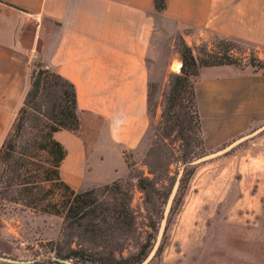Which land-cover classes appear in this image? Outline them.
<instances>
[{
  "label": "crops",
  "instance_id": "crops-1",
  "mask_svg": "<svg viewBox=\"0 0 264 264\" xmlns=\"http://www.w3.org/2000/svg\"><path fill=\"white\" fill-rule=\"evenodd\" d=\"M187 29L264 49V0H165L162 11L155 0H0V113L19 111L41 63L76 91L79 129L54 134L67 151L63 181L75 191L117 181L128 172L125 154L149 132L150 83L165 82L173 61L181 64L171 46L159 77L161 40H191ZM194 89L206 150L264 126V74L205 67ZM262 132L197 166L160 264H196L219 225L233 241L264 242Z\"/></svg>",
  "mask_w": 264,
  "mask_h": 264
},
{
  "label": "trees",
  "instance_id": "trees-1",
  "mask_svg": "<svg viewBox=\"0 0 264 264\" xmlns=\"http://www.w3.org/2000/svg\"><path fill=\"white\" fill-rule=\"evenodd\" d=\"M155 6L164 10L165 0H155ZM177 51L181 73L170 79L161 119L169 132L176 130L182 138L187 131L193 134L195 141H186L188 148L200 147L203 141L194 89L199 68L236 62L231 56L212 54L198 59L184 41ZM250 64L264 72V60L254 59ZM78 129L74 85L41 63H34L22 106L0 147V203L22 205L36 213L60 217L63 228L62 240L48 243L53 246L48 261L31 259L25 264H61L58 260L74 264H140L151 250L147 243L136 242L134 251H127L124 256L125 245L115 240L116 234L122 239L135 237L129 192L122 193V202L113 197L112 203H108L100 198L107 192L121 193L118 183L76 192L61 177L60 167L67 151L54 134ZM148 184V179H138V187L145 195L151 191Z\"/></svg>",
  "mask_w": 264,
  "mask_h": 264
},
{
  "label": "rangeland",
  "instance_id": "rangeland-1",
  "mask_svg": "<svg viewBox=\"0 0 264 264\" xmlns=\"http://www.w3.org/2000/svg\"><path fill=\"white\" fill-rule=\"evenodd\" d=\"M184 34L193 38L186 41L183 34H177L172 41L163 42L161 40L159 77L163 76L162 63L169 50L171 53V46L174 47V52L178 56L177 46L181 41L192 48L194 56L198 59H206L207 54L225 58L231 56L236 64L230 66L264 73L253 68L250 64L254 59L264 60L263 48L219 37L212 33L199 36L192 29L185 30ZM202 68L205 67L199 69ZM180 70L176 71L175 68L170 67V73L165 82L150 83L149 116L151 126L149 132L136 150L126 153L124 156L128 168L127 175L114 181L120 185L121 193L107 192L104 197L100 198L112 203V198L116 197L117 202L120 203L123 198L122 193L129 192L130 194L129 206L135 217V237L129 235L122 239L117 234L115 235V240L120 245H125L123 255L126 256L127 251H134L136 242L147 243L149 249L153 248L158 238L167 201L173 188L177 186L169 212L165 217V229L159 240L156 253L149 264H160L168 229L185 194L188 182L197 166L203 164L189 165V163L228 146L227 144L215 151H208L203 142L200 147L195 145L188 148L186 141H195L190 131L185 132L184 138L180 137L176 130L169 132L170 129L161 116L170 88V79L174 75H179ZM185 104L187 103L185 102ZM157 110L160 112L159 119L155 117ZM17 113H0V147L10 131ZM142 177L149 181L148 186L151 191L148 195H145L138 187V179ZM112 183L90 189L101 188L105 185H112ZM0 217L2 218L1 229L3 232L0 239V256L25 261L31 259L48 261L49 249L53 247L48 243L62 240L63 219L60 217L36 213L22 205L7 202L0 203ZM207 239V250L202 257L197 259L196 264H264L263 241L253 243L247 242L246 239L236 240L235 238L233 241L232 232L220 225L212 227Z\"/></svg>",
  "mask_w": 264,
  "mask_h": 264
},
{
  "label": "water",
  "instance_id": "water-1",
  "mask_svg": "<svg viewBox=\"0 0 264 264\" xmlns=\"http://www.w3.org/2000/svg\"><path fill=\"white\" fill-rule=\"evenodd\" d=\"M181 67H182V64H181ZM181 67H180V69H181ZM262 131H264V126L259 128V129H257L252 134H250L248 136H245V137H242L241 139H238L237 141L231 143L230 145H228L227 147H225L224 149H222L220 151H217V152H214V153H211V154H208V155H204V156H202V157L190 162L189 165H199L201 163H204L206 161H209V160L215 159V158H217V157H219L221 155H224L227 152H229L234 146L238 145L239 143H241L242 141H245L248 138L253 137L254 135H257L258 133H260ZM176 190H177V186H175L173 188V190H172V192H171V194L169 196V199L167 201L157 241H156L155 245L153 246V248L151 249V251L149 252V254L146 256V258L140 264H149L150 261L153 259L155 253H156V250H157V247H158V244H159V240L161 239L163 231L165 229V224H166L165 217H166L167 213L169 212V208H170L171 203H172V201L174 199ZM58 261L61 264H74V263H72L71 261H68V260H58ZM0 262L8 263V264H25V263H30L31 261L18 260V259H12V258H9V257H5V256H0Z\"/></svg>",
  "mask_w": 264,
  "mask_h": 264
},
{
  "label": "bare ground",
  "instance_id": "bare-ground-1",
  "mask_svg": "<svg viewBox=\"0 0 264 264\" xmlns=\"http://www.w3.org/2000/svg\"><path fill=\"white\" fill-rule=\"evenodd\" d=\"M172 68H175L176 71H178L181 67V64L179 61H173L172 65H171Z\"/></svg>",
  "mask_w": 264,
  "mask_h": 264
}]
</instances>
